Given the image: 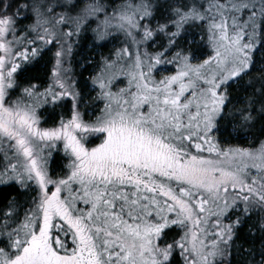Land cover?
I'll list each match as a JSON object with an SVG mask.
<instances>
[{"label":"snow or ice","instance_id":"1","mask_svg":"<svg viewBox=\"0 0 264 264\" xmlns=\"http://www.w3.org/2000/svg\"><path fill=\"white\" fill-rule=\"evenodd\" d=\"M0 264H264V0H0Z\"/></svg>","mask_w":264,"mask_h":264}]
</instances>
